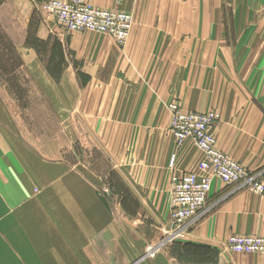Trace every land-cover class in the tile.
Masks as SVG:
<instances>
[{"label":"rangeland","instance_id":"obj_1","mask_svg":"<svg viewBox=\"0 0 264 264\" xmlns=\"http://www.w3.org/2000/svg\"><path fill=\"white\" fill-rule=\"evenodd\" d=\"M44 1L0 0V264H99L102 256L91 254L99 223L104 217L117 218L115 207L139 201L125 191L119 175L125 172L127 155L132 154L134 174L140 172L135 163L145 155L140 151L147 142L151 157L156 154L155 142L160 144L159 153L172 148L169 172L172 154L178 170L190 161L198 163V155L190 159L187 154L190 145L199 153L192 140L177 159L171 107L215 114L214 134L219 101H206L203 86L174 91L172 86L142 85L153 72L126 66L125 48L136 20L148 12L172 16V6L148 7L143 0H82L96 9L129 14L131 28L120 42L90 31L66 33L43 10ZM141 93L165 100L127 97L124 102L126 94ZM110 104L112 116L118 118L112 119V127L99 129L97 123L95 132L94 106L97 111L101 106L103 119L108 113L104 106ZM129 108L132 113L148 111L147 127L134 123L125 128L119 117ZM240 164L258 179L241 187L214 179L220 183L217 191L209 194L206 209L192 222L210 219L212 237L222 241L223 252L244 258L245 264H264V253L229 248L234 237L264 238V192L256 191V186L264 185V174ZM150 169H155L153 164ZM169 199L171 211V184ZM94 207H100L99 212Z\"/></svg>","mask_w":264,"mask_h":264},{"label":"crops","instance_id":"obj_2","mask_svg":"<svg viewBox=\"0 0 264 264\" xmlns=\"http://www.w3.org/2000/svg\"><path fill=\"white\" fill-rule=\"evenodd\" d=\"M141 4L172 6L173 13L162 18L159 12H148L136 20L125 48L126 66L135 64L140 71L153 72L142 85L172 86L174 91L181 86H203L206 101H219L220 121L214 130L218 147L232 159L264 174V0H143ZM160 78L166 80H153ZM127 97L141 102L165 100L143 93L126 94L125 103ZM112 107L104 106V113H108L102 119L101 106L98 111L94 106L95 132L97 123L99 129L112 127V119L118 118L112 116ZM124 112L119 118L124 120L126 129L134 123L147 127L144 117L148 111L132 113L129 108ZM153 145V157L149 155L148 142L141 148L140 154L145 155L135 163L141 167L140 172L132 171V154L125 158V172L119 175L123 177L125 191L139 201L115 207L117 218L104 217L96 235L93 233L91 254L102 256L99 264H245L244 258L223 252L222 241L212 237L214 225L210 219L202 218L191 223L186 231L172 233V172L167 169L172 148L159 153L160 144ZM182 148H177V159L178 153L184 152ZM187 150L190 159H197L198 155L200 160L190 161L180 170L175 168L177 176L196 172L203 159L191 145ZM150 164L155 169L149 170ZM213 182L214 179L212 193L220 184ZM94 208L99 212L100 207Z\"/></svg>","mask_w":264,"mask_h":264},{"label":"built area","instance_id":"obj_3","mask_svg":"<svg viewBox=\"0 0 264 264\" xmlns=\"http://www.w3.org/2000/svg\"><path fill=\"white\" fill-rule=\"evenodd\" d=\"M43 10L66 33L90 31L112 35L123 42L131 28L129 14L96 9L82 0H45ZM171 109L172 132L178 145L192 140L204 155L196 172L185 173L180 177L174 175L172 179L171 221L177 231H182L206 208L213 179L241 187L252 186L258 175L249 173L243 165L217 147L211 128L216 120L215 114L183 112L175 105ZM171 167H174V162ZM256 187L257 193L264 192L262 183ZM229 248L236 253H264V238L234 237L229 242Z\"/></svg>","mask_w":264,"mask_h":264},{"label":"bare ground","instance_id":"obj_4","mask_svg":"<svg viewBox=\"0 0 264 264\" xmlns=\"http://www.w3.org/2000/svg\"><path fill=\"white\" fill-rule=\"evenodd\" d=\"M175 138V137H174ZM175 141H176V146H177V148L178 149H180V148H182L185 144H183L182 146H179L178 145V142H177V140H176V138H175ZM200 151V150H199ZM201 152V151H200ZM201 154H202V156H203V159H204V155H203V153L201 152ZM202 159V160H203ZM172 162H174V166H175V162H176V154H174V155H172V157H171V159H170V163H169V165H170V169H171V171H172V176H171V198H172V201H171V206H172V202H173V184H172V179H173V176L174 175H176V174H174V170H175V168L174 167H171V164H172ZM201 163V162H200ZM189 173H191V172H189ZM184 175V174H183ZM182 175V176H183ZM180 177V176H179ZM221 181V180H220ZM211 187H212V183H211ZM210 192H211V190H210ZM210 194V193H209ZM207 207V206H206ZM206 209V208H205ZM204 209V210H205ZM200 216V215H199ZM198 216V217H199ZM197 217V218H198ZM195 220V219H194ZM193 220V221H194ZM170 222H171V224H172V221H171V211H170ZM191 223H193L192 221L182 230V231H177L176 229H175V227L173 226V224H172V227H173V231L175 230V232H184L185 231V229H187L188 228V226L191 224ZM176 234H180V233H176ZM173 235V234H172Z\"/></svg>","mask_w":264,"mask_h":264},{"label":"water","instance_id":"obj_5","mask_svg":"<svg viewBox=\"0 0 264 264\" xmlns=\"http://www.w3.org/2000/svg\"><path fill=\"white\" fill-rule=\"evenodd\" d=\"M105 237L108 239V235H105Z\"/></svg>","mask_w":264,"mask_h":264}]
</instances>
